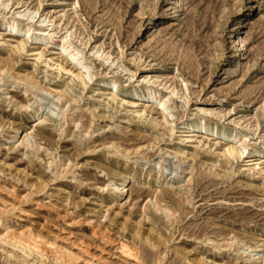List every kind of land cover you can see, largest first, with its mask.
I'll use <instances>...</instances> for the list:
<instances>
[{
  "label": "rangeland",
  "instance_id": "obj_1",
  "mask_svg": "<svg viewBox=\"0 0 264 264\" xmlns=\"http://www.w3.org/2000/svg\"><path fill=\"white\" fill-rule=\"evenodd\" d=\"M0 264H264V0H0Z\"/></svg>",
  "mask_w": 264,
  "mask_h": 264
},
{
  "label": "bare ground",
  "instance_id": "obj_2",
  "mask_svg": "<svg viewBox=\"0 0 264 264\" xmlns=\"http://www.w3.org/2000/svg\"><path fill=\"white\" fill-rule=\"evenodd\" d=\"M31 29L29 28V31H30ZM52 37H50V39H51ZM77 78H80V75H78V74H76L75 75ZM114 87H115V89L114 90H112L111 92H112V98L114 99L115 98V94H113L114 93V91H116V88L118 87V84L117 83H115L114 84ZM150 95H156V92L155 93H151ZM136 112H138V111H136ZM227 152L230 154V155H232V156H234V154L235 153H237V151H236V149L234 148V147H229L228 149H227ZM77 258H76V256L74 255V254H69V261H71V262H74L75 260H76Z\"/></svg>",
  "mask_w": 264,
  "mask_h": 264
}]
</instances>
